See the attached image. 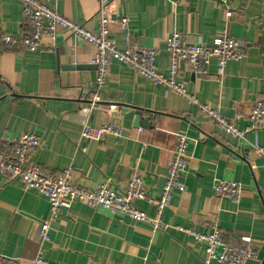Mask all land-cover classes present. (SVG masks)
Instances as JSON below:
<instances>
[{"label":"crops","instance_id":"obj_1","mask_svg":"<svg viewBox=\"0 0 264 264\" xmlns=\"http://www.w3.org/2000/svg\"><path fill=\"white\" fill-rule=\"evenodd\" d=\"M39 1L89 30L97 27L101 3L111 18L129 17L134 45L156 50V65L165 74L170 65L166 41L174 32L210 47L226 32L244 44L247 57L229 62L223 75L213 59L206 77L180 61V77L197 100L194 104L118 61L111 63L108 80L98 91L92 64L96 49L68 34L49 52L0 46V143L4 135L41 136L32 161L45 169H72L74 183L90 187L107 181L123 186L137 171L157 200L179 137L189 144L187 188L163 213V221L173 227L167 232L75 203L53 224L50 242L42 243L47 200L0 173V255L5 264H31L39 255L56 264H202L206 243L177 227L207 234L214 224L232 246L250 239L258 257L246 264H264V157L252 154L253 146L264 147V126L239 140L226 135L200 108L209 106L228 118L241 115L238 124L245 129L246 116L264 102V0H227L236 8L232 17L220 0ZM27 30L19 3L0 0V31L21 35ZM110 32L123 46L119 27ZM95 96L101 105L122 109L115 117L124 135L82 144L83 125L97 126L106 118L101 109H91ZM217 179L240 183L241 201L217 198ZM139 206L155 216L153 203L141 201Z\"/></svg>","mask_w":264,"mask_h":264},{"label":"built area","instance_id":"obj_2","mask_svg":"<svg viewBox=\"0 0 264 264\" xmlns=\"http://www.w3.org/2000/svg\"><path fill=\"white\" fill-rule=\"evenodd\" d=\"M22 9L28 30L21 35H11L0 31V46L7 51L22 47L31 52L53 51L62 40L63 35L81 40L96 49L92 64L96 67V88L98 91L105 86L113 61H118L142 77L159 87L172 90L175 94L186 97L191 103H196L195 97L187 93L185 83L180 77L179 62L187 63L193 73L202 77L210 74L213 59L217 60L218 69L222 75L227 64L231 61L241 62L247 57L244 44L224 32L214 47L197 43L185 35L174 32L167 41L166 48L170 56L167 74L156 65L157 51L138 47L133 42L131 20L127 16L111 18L108 7L101 3L97 15V27L89 30L85 25L78 24L61 15L57 8L39 0H16ZM229 17L233 16L236 8L229 5L227 0H220ZM118 26L123 34V46L111 37L110 28ZM264 67V55L262 57ZM99 97L91 99V109H101L106 118L97 126L85 123L81 130L80 142L89 144L93 141L104 142L108 137H122L123 126L115 115L121 112L116 105L104 106L99 104ZM201 111L226 135L245 140L247 134L264 126V102L256 103L253 111L246 116L248 126L240 128L241 115L234 118L225 117L215 109L200 105ZM42 137L34 133H24L18 137L4 135L0 143V173L10 179H18L25 190H35L49 204V217L40 224V239L42 243L50 242V232L59 216L70 209L75 203H82L95 210L110 212L116 217H127L134 222H146L156 230L167 232L170 225L163 221L164 211L170 207L177 193L186 191L184 177L189 160V144L185 137H179L172 152L171 164L159 199L154 200L148 194L142 175L134 171L123 186L103 182L95 186L76 184L73 181L75 172L67 169L56 173L45 169L32 158L42 145ZM252 154L264 157V147L253 146ZM243 187L235 181L217 179L214 183V195L220 199L240 202ZM151 202L156 206L155 216L149 215L139 202ZM178 230L193 237L198 243H206V257L202 264H246L258 257L257 249L251 245L250 239L235 247L227 242L225 232L217 225H212V231L207 234L194 229L177 227ZM6 263V257L0 255V264ZM31 264H56L35 257Z\"/></svg>","mask_w":264,"mask_h":264},{"label":"water","instance_id":"obj_3","mask_svg":"<svg viewBox=\"0 0 264 264\" xmlns=\"http://www.w3.org/2000/svg\"><path fill=\"white\" fill-rule=\"evenodd\" d=\"M69 68H73V67H69ZM96 68V67H95ZM137 112V111H136ZM137 113H139V112H137ZM139 117V116H138Z\"/></svg>","mask_w":264,"mask_h":264}]
</instances>
